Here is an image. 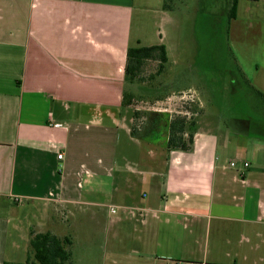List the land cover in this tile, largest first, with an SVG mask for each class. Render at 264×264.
<instances>
[{
	"label": "crops",
	"instance_id": "1",
	"mask_svg": "<svg viewBox=\"0 0 264 264\" xmlns=\"http://www.w3.org/2000/svg\"><path fill=\"white\" fill-rule=\"evenodd\" d=\"M164 4L0 0V264H24L31 230L62 207L70 229L132 223L156 264H264V133L197 123L171 151L131 135L127 53L164 45L169 61ZM239 19L264 25V0H240ZM258 71L244 78L257 99Z\"/></svg>",
	"mask_w": 264,
	"mask_h": 264
},
{
	"label": "rangeland",
	"instance_id": "2",
	"mask_svg": "<svg viewBox=\"0 0 264 264\" xmlns=\"http://www.w3.org/2000/svg\"><path fill=\"white\" fill-rule=\"evenodd\" d=\"M225 1L168 0L175 19L168 40L170 59L160 75L158 62L146 61L137 77L136 94L129 101L131 129L135 127L137 134L147 135L158 115L170 111L173 118L186 116L193 129L197 123L216 130L227 125L237 131L249 128L253 141H257L256 135H263L264 100L256 98L244 78L252 80L258 69V76H263L264 25L245 19L229 22ZM137 150L134 147L135 153ZM67 210L52 211L55 222L43 225L41 233L49 231L71 239V264L163 262L137 241L132 223H77L70 229L71 223H65Z\"/></svg>",
	"mask_w": 264,
	"mask_h": 264
},
{
	"label": "trees",
	"instance_id": "3",
	"mask_svg": "<svg viewBox=\"0 0 264 264\" xmlns=\"http://www.w3.org/2000/svg\"><path fill=\"white\" fill-rule=\"evenodd\" d=\"M231 0L227 9L228 21L236 19L238 2ZM258 1V0H250ZM168 0H165L164 9L169 10ZM154 60L158 62L157 73L160 75L168 63L167 50L164 45L132 47L127 53V63L125 67V80L128 83L137 82V77L141 73L145 62ZM252 89V88H251ZM253 91V89H252ZM264 100V95L255 91ZM126 98V97H125ZM125 101V105L130 102ZM147 135H139L135 127L131 129V135L142 141H151L161 144L168 150H189L193 144V124L187 123L186 116H175L168 113L158 115ZM192 125V126H191ZM191 133H188V131ZM188 136V138H186ZM73 243L69 237H59L52 232H30L29 253L25 264H71Z\"/></svg>",
	"mask_w": 264,
	"mask_h": 264
},
{
	"label": "built area",
	"instance_id": "4",
	"mask_svg": "<svg viewBox=\"0 0 264 264\" xmlns=\"http://www.w3.org/2000/svg\"><path fill=\"white\" fill-rule=\"evenodd\" d=\"M56 126H59V124H57ZM59 159H62V155H58ZM237 163L236 162H232L231 163V167L236 168ZM249 164L248 163H244V167H248ZM113 213H115V210H112ZM168 264H221V263H211V262H207V261H186V260H179V261H172L169 262Z\"/></svg>",
	"mask_w": 264,
	"mask_h": 264
}]
</instances>
